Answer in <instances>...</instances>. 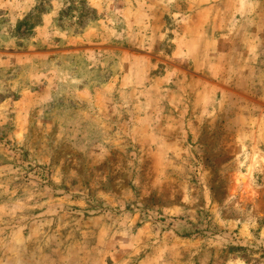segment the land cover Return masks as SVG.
Instances as JSON below:
<instances>
[{
  "label": "rangeland",
  "instance_id": "rangeland-1",
  "mask_svg": "<svg viewBox=\"0 0 264 264\" xmlns=\"http://www.w3.org/2000/svg\"><path fill=\"white\" fill-rule=\"evenodd\" d=\"M0 264H264V0H0Z\"/></svg>",
  "mask_w": 264,
  "mask_h": 264
},
{
  "label": "trees",
  "instance_id": "trees-1",
  "mask_svg": "<svg viewBox=\"0 0 264 264\" xmlns=\"http://www.w3.org/2000/svg\"><path fill=\"white\" fill-rule=\"evenodd\" d=\"M27 21H25V23H26ZM24 24V23H23Z\"/></svg>",
  "mask_w": 264,
  "mask_h": 264
}]
</instances>
